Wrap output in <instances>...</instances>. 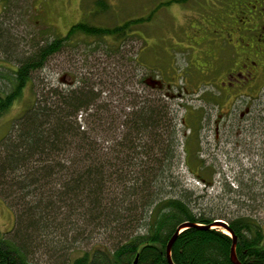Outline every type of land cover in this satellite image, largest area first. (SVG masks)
Returning <instances> with one entry per match:
<instances>
[{
  "label": "trees",
  "instance_id": "1",
  "mask_svg": "<svg viewBox=\"0 0 264 264\" xmlns=\"http://www.w3.org/2000/svg\"><path fill=\"white\" fill-rule=\"evenodd\" d=\"M134 23L109 29L80 22L65 37L38 47L12 73L11 92L0 91V118L75 37L112 38L122 47ZM123 88L127 101L132 98L123 107L102 102L94 85L74 83L41 95L0 141V199L15 217L8 237L0 232V264H35L38 254L55 264H168V242L187 223L199 227L180 234L173 264H234V240L222 230L201 228L219 220L237 238L241 264H264V228L253 216L255 204H264V160L248 184L227 189L243 211L196 212L192 195L174 182L180 140L173 105ZM259 119L264 121L260 115L251 120ZM186 155L194 177L213 186L195 147H187ZM245 210L251 215H242Z\"/></svg>",
  "mask_w": 264,
  "mask_h": 264
},
{
  "label": "rangeland",
  "instance_id": "2",
  "mask_svg": "<svg viewBox=\"0 0 264 264\" xmlns=\"http://www.w3.org/2000/svg\"><path fill=\"white\" fill-rule=\"evenodd\" d=\"M6 1V6L0 9L2 93L11 92L12 73L20 63L32 56L38 47L65 37L70 28L80 22L109 29L127 22H143L132 24L134 29L128 33L129 40L121 41L122 47L112 38L75 37L72 46L51 57L47 65L34 74L21 99L0 118V141L9 136L14 122L41 95L66 90L74 83L82 87L94 85L96 93L102 95V102L123 107L132 100L125 98V85L132 94L137 91L143 96L161 97L173 105L180 140V164L179 168L174 166L173 177L175 175V184L176 179L180 180L181 186L192 195V208L196 212L201 208L214 209L217 214L226 209L233 213L243 211L235 206L227 189L238 190L240 184H248L250 174L258 173L256 168L259 169L264 160V136L257 131L259 120L254 122L248 134L240 130L225 132L224 125L235 122L234 114L236 117L237 110L243 112L246 102L239 98L234 101L219 99L215 89L209 94L194 78L203 66L201 63L213 60L208 57L210 46L207 41L205 44L198 41V35L209 30L202 13L214 7L206 3L210 0ZM173 5H179V9L174 10ZM231 6L229 1L218 5L222 12L217 16L229 15L228 20L232 23L235 16L231 17L232 13H229ZM222 58L226 56L222 55ZM180 83L190 93L182 90L183 96L179 97ZM254 111L251 119L258 117L257 110ZM187 147H195L199 160L206 161L207 171L203 176L212 178L213 186L205 187L190 172ZM254 207L253 216L264 228V204L257 203ZM241 214L251 215L246 210ZM14 226V212L1 198L0 232L6 235ZM82 253L83 248L74 257ZM35 260V264H55L48 256L40 254Z\"/></svg>",
  "mask_w": 264,
  "mask_h": 264
},
{
  "label": "flooded vegetation",
  "instance_id": "3",
  "mask_svg": "<svg viewBox=\"0 0 264 264\" xmlns=\"http://www.w3.org/2000/svg\"><path fill=\"white\" fill-rule=\"evenodd\" d=\"M224 1L232 3L229 11L231 17L235 16L232 23L228 20L229 15L217 16L222 12L218 5ZM206 3L214 7L203 10L202 17L208 21L209 30L200 33L198 41L201 44L207 41L210 46L208 57L213 60L201 63L203 66L194 78L209 94L215 89L219 99L234 101L239 98L246 102L243 112L236 109L235 122L226 123L223 129L248 134L255 124L251 120L254 110L264 117V0H210ZM6 4V0H0V9ZM186 83L189 84L188 80ZM178 86L179 97L183 96L182 90L190 93L183 89V84ZM256 126L264 136V121L259 119Z\"/></svg>",
  "mask_w": 264,
  "mask_h": 264
},
{
  "label": "water",
  "instance_id": "4",
  "mask_svg": "<svg viewBox=\"0 0 264 264\" xmlns=\"http://www.w3.org/2000/svg\"><path fill=\"white\" fill-rule=\"evenodd\" d=\"M198 228V225L195 226L194 224H191V223H187V224H183L181 225L180 227L177 228L176 230V234L171 238V240L168 242V246H167V249H166V254H167V261H168V264H173V261H172V249L174 247V245L176 244V240L178 239V237L180 236V234H182L183 232H185L187 229H190V228ZM202 229L204 230H208V229H223L227 232L226 235H228L229 237H231L233 240H234V244L232 246V249H231V262H233L234 264H241L239 261H238V258H237V251H236V247H237V238L235 237L233 231L231 229H229V225L223 221V220H219V221H216L212 226H208V227H201ZM135 264H137V260L135 262Z\"/></svg>",
  "mask_w": 264,
  "mask_h": 264
},
{
  "label": "clouds",
  "instance_id": "5",
  "mask_svg": "<svg viewBox=\"0 0 264 264\" xmlns=\"http://www.w3.org/2000/svg\"><path fill=\"white\" fill-rule=\"evenodd\" d=\"M174 10H178L179 9V5H173L172 6Z\"/></svg>",
  "mask_w": 264,
  "mask_h": 264
},
{
  "label": "bare ground",
  "instance_id": "6",
  "mask_svg": "<svg viewBox=\"0 0 264 264\" xmlns=\"http://www.w3.org/2000/svg\"><path fill=\"white\" fill-rule=\"evenodd\" d=\"M19 75V74H18ZM212 226V225H211ZM199 227V226H198ZM211 229V228H210ZM217 230H219V229H217Z\"/></svg>",
  "mask_w": 264,
  "mask_h": 264
}]
</instances>
